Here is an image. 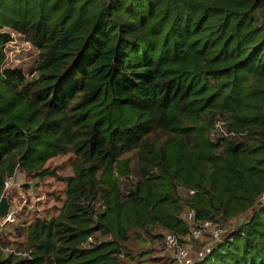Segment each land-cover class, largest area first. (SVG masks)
<instances>
[{
	"label": "trees",
	"instance_id": "obj_1",
	"mask_svg": "<svg viewBox=\"0 0 264 264\" xmlns=\"http://www.w3.org/2000/svg\"><path fill=\"white\" fill-rule=\"evenodd\" d=\"M69 154L59 216L0 264H169L149 243L207 222L193 264H264V0H0V200Z\"/></svg>",
	"mask_w": 264,
	"mask_h": 264
},
{
	"label": "rangeland",
	"instance_id": "obj_2",
	"mask_svg": "<svg viewBox=\"0 0 264 264\" xmlns=\"http://www.w3.org/2000/svg\"><path fill=\"white\" fill-rule=\"evenodd\" d=\"M11 35L13 41L6 46L4 68L22 69L30 78L34 77L39 60L37 50L22 36L15 33ZM72 159V154L58 156L47 163L44 175L29 177L24 172L18 171L13 179L7 180L4 197L8 199L10 212L5 219L11 217V220H7V223L0 220V244L2 239L3 244L6 245L3 248L6 255L25 243V234L32 222L59 216L66 198L67 179L74 174ZM186 215L187 213L183 215L185 219ZM186 220L190 223L188 219ZM224 235H227L226 232L213 225L202 231L199 239L194 238L190 242L185 239L190 251L191 264L208 254L210 248ZM147 248L153 251L157 258L169 264H178L176 255L174 257L168 251L164 239L149 243Z\"/></svg>",
	"mask_w": 264,
	"mask_h": 264
},
{
	"label": "built area",
	"instance_id": "obj_3",
	"mask_svg": "<svg viewBox=\"0 0 264 264\" xmlns=\"http://www.w3.org/2000/svg\"><path fill=\"white\" fill-rule=\"evenodd\" d=\"M187 219L191 221L192 214H189ZM7 220L8 221L11 220V217H9ZM7 220L6 219L4 220L5 223H7ZM213 225L214 224L212 222L205 223L201 228L193 230L194 232L190 233L186 238V240H189L188 242H190L194 238L199 239L201 236V232ZM164 235H165V239H164L165 245L167 246L168 251L171 252L174 255V257L176 255L175 259L177 260L178 264H191L192 261L190 259V251L186 245L187 243L181 244L179 238L173 233L166 232Z\"/></svg>",
	"mask_w": 264,
	"mask_h": 264
},
{
	"label": "water",
	"instance_id": "obj_4",
	"mask_svg": "<svg viewBox=\"0 0 264 264\" xmlns=\"http://www.w3.org/2000/svg\"><path fill=\"white\" fill-rule=\"evenodd\" d=\"M9 212L10 206L8 203V199L6 197H2V199L0 200V220H5Z\"/></svg>",
	"mask_w": 264,
	"mask_h": 264
}]
</instances>
